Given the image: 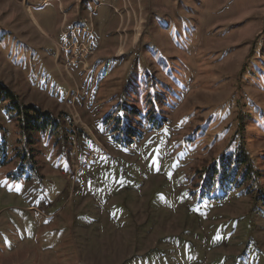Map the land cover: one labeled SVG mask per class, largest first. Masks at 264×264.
Instances as JSON below:
<instances>
[{
  "label": "rangeland",
  "instance_id": "374dc122",
  "mask_svg": "<svg viewBox=\"0 0 264 264\" xmlns=\"http://www.w3.org/2000/svg\"><path fill=\"white\" fill-rule=\"evenodd\" d=\"M152 80L162 127L127 110L116 141ZM0 81L72 131L36 173L0 104V264H264V0H0ZM239 115L259 192L202 187Z\"/></svg>",
  "mask_w": 264,
  "mask_h": 264
},
{
  "label": "trees",
  "instance_id": "16d2710c",
  "mask_svg": "<svg viewBox=\"0 0 264 264\" xmlns=\"http://www.w3.org/2000/svg\"><path fill=\"white\" fill-rule=\"evenodd\" d=\"M150 85L144 84L141 87L140 92L132 93L127 91L130 96H134V108L126 102V99H122L108 116L114 115L112 120L114 127L112 133L115 135L116 141H121L124 144H132L136 126L131 124L128 120H123L119 115L127 110L133 113H139L141 118L143 115L148 121L157 127H162V121L164 117L160 116L161 110L155 108V102L157 104L161 99L165 98L164 88L156 85L155 81H151ZM139 87V84H136ZM136 95V97H135ZM140 102V104L138 103ZM0 104L3 105L4 115L12 122L16 128L18 134V144L20 145V151L15 154L20 162L26 161L29 163L30 168L34 169L38 173L36 165L35 145H37L41 139H49L54 147L60 149L68 146V141L72 131L71 118L65 113L54 114L50 110L42 109L35 103L25 104L13 89L0 81ZM141 105L145 106L142 107ZM146 109V112H143ZM144 113V114H143ZM106 117V118H107ZM161 117V118H160ZM105 118V119H106ZM140 118V119H141ZM104 119V120H105ZM251 115L238 116L237 128L233 134L227 149L220 153L216 161L201 169L198 174L203 179L201 186L210 187L213 181H219L224 183L227 180H234L238 186L244 185L246 192L250 194L251 191L257 190L259 192L261 186L259 182L262 178V172L255 169L251 156L247 150L246 128L248 127V121L252 120ZM103 120V121H104ZM137 128V127H136ZM196 135L195 131L192 134L197 140L200 136ZM192 138V139H194ZM191 139V140H192ZM9 150V144L6 136L3 134V130L0 123V164H8L10 160L7 158ZM255 190V191H256Z\"/></svg>",
  "mask_w": 264,
  "mask_h": 264
}]
</instances>
